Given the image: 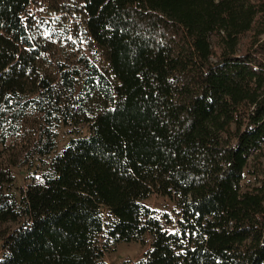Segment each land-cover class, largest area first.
Segmentation results:
<instances>
[{
	"label": "trees",
	"instance_id": "16d2710c",
	"mask_svg": "<svg viewBox=\"0 0 264 264\" xmlns=\"http://www.w3.org/2000/svg\"><path fill=\"white\" fill-rule=\"evenodd\" d=\"M263 145L264 0H0V264H264Z\"/></svg>",
	"mask_w": 264,
	"mask_h": 264
},
{
	"label": "rangeland",
	"instance_id": "374dc122",
	"mask_svg": "<svg viewBox=\"0 0 264 264\" xmlns=\"http://www.w3.org/2000/svg\"><path fill=\"white\" fill-rule=\"evenodd\" d=\"M43 4V0H37ZM79 2L80 0H71ZM36 12V10H35ZM67 128L61 126L58 130V147H62L68 139L69 135L66 132ZM51 156H46L44 162H39L32 168L28 169L25 166H16L12 168L14 174V184L12 186L13 192L17 193L19 188L23 187L27 181L28 175H37L43 169L47 168V162ZM46 161V164H44ZM264 168V145L258 155L250 157L247 166L244 170L243 189H250L259 183L261 170ZM143 202L154 209L155 213L161 216L166 222L168 229L175 228V221L178 217V208L174 200L169 197L159 194H152ZM105 213V210L103 209ZM167 219V220H166ZM102 241V238H100ZM150 237L147 235L146 242L141 243L137 241L120 242L116 244H108V249L103 252V259L107 264H121L124 261H135L140 258L144 251L149 247ZM1 255V248H0Z\"/></svg>",
	"mask_w": 264,
	"mask_h": 264
}]
</instances>
